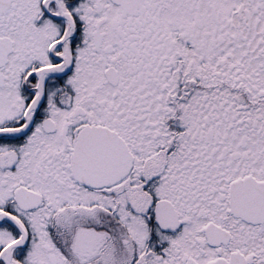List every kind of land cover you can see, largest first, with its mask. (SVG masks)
<instances>
[{
    "label": "snow or ice",
    "instance_id": "snow-or-ice-1",
    "mask_svg": "<svg viewBox=\"0 0 264 264\" xmlns=\"http://www.w3.org/2000/svg\"><path fill=\"white\" fill-rule=\"evenodd\" d=\"M0 264H264V0H0Z\"/></svg>",
    "mask_w": 264,
    "mask_h": 264
}]
</instances>
